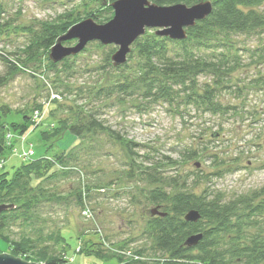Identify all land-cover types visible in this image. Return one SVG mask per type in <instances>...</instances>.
<instances>
[{"label":"trees","instance_id":"obj_1","mask_svg":"<svg viewBox=\"0 0 264 264\" xmlns=\"http://www.w3.org/2000/svg\"><path fill=\"white\" fill-rule=\"evenodd\" d=\"M93 8L86 9L83 15L70 12L59 14L53 19L38 21L34 26L16 25L2 22L0 9V36L8 38L11 33L26 36L22 47L15 56L0 54L9 71L0 76V86L8 77L19 72V65L33 67L44 59L47 69L65 65L79 53L86 51L87 45L77 54L53 62L49 58L50 48L75 23L92 18L96 23H105L113 16L111 3L115 0H94ZM160 6L185 4L191 6L209 1L212 10L194 26L186 28V37L172 40L156 35L155 29H146L131 45L126 61L114 66L111 55L113 47L105 57V64L115 71L129 67L127 61L136 58L135 69L131 76L122 75L106 86L89 89L83 95L91 103L81 104L72 112L70 119L48 117L41 130V139L49 148L63 139L72 136L78 144L61 149L50 157L25 159L13 173H0V239L6 244L8 253L28 262L41 264H64L67 261V243L60 234L50 235L49 239L62 244V249H50L42 242L41 235L31 237L22 232L17 238L11 237V228L18 225L26 228L33 226V215L45 204L59 203L63 200L55 188V181L72 173V163L76 161L82 141L87 135L105 133L109 139L118 143L127 153L131 177L138 175L147 185H156L145 194L147 201L155 206L159 214H151L144 233L152 241L153 253L146 255L142 249L106 253L102 241H88L78 252L92 255L113 264H264V187L247 194L225 199L215 191L205 189L200 194L187 192L185 180L180 175H166L167 168H175L176 160L149 163L145 165L139 154V144L121 131L106 125L98 117L99 101L118 96H136L144 102L164 101L169 105L181 104L200 112L224 114L226 107L218 102V92L230 80V75L242 67L244 56L264 59L262 48L244 51L235 46L233 37L239 34L264 29V0H149ZM75 40L63 42L73 45ZM93 42V41H92ZM96 41V47H102ZM112 45V44H110ZM37 66L34 67L35 71ZM33 73V72H31ZM210 75V82H200L199 77ZM97 103V104H94ZM41 113L42 106L37 104L28 111H12L0 106V168L3 156L12 150L13 141L22 137L43 122L33 117L34 111ZM16 138V139H17ZM13 140V141H12ZM31 149V148H30ZM186 158L197 157L193 151H186ZM168 188V189H166ZM78 201L82 203L81 193ZM194 209L200 214L196 222L186 221L185 214ZM153 210V209H152ZM151 210V211H152ZM201 234V239L192 246L186 244L188 237ZM86 241V240H85ZM117 249H123V245ZM2 251V250H1Z\"/></svg>","mask_w":264,"mask_h":264},{"label":"rangeland","instance_id":"obj_2","mask_svg":"<svg viewBox=\"0 0 264 264\" xmlns=\"http://www.w3.org/2000/svg\"><path fill=\"white\" fill-rule=\"evenodd\" d=\"M94 2L0 0L1 20L34 26L38 21L72 10L82 16L86 9L94 7ZM233 40L244 55V51L262 48L264 29L236 35ZM25 41L26 36L20 33H11L8 38L0 36V54L13 58ZM89 43L86 51L65 65H57L56 69H47L44 59L42 64L36 63L31 68L19 65V72L0 86V106L30 112L41 104L43 109L41 113L36 110L33 113L34 119L43 124L12 140L13 148L3 156L0 173H13L25 160L23 151L30 148L34 153L30 158L36 159L78 144L72 136H65L46 148L40 132L53 121L48 114L70 119L81 104L93 102H84L82 98L89 94V89L109 85L123 79L122 75L131 76L136 58L127 61L129 67L115 71L105 64L106 54L113 45L96 47V41ZM247 55L245 65L235 70L218 92V102L226 107L224 114L213 115L164 101L144 102L136 96L113 95L95 105L99 107L98 118L138 143L139 154L146 155L141 158L145 165L167 161L166 158L176 160L178 165L167 168L164 174H179V181L186 182L187 192L200 194L209 189L228 199L258 191L264 187V59L255 60ZM8 71L0 60V76ZM211 80L208 74L199 77L200 82L211 83ZM81 146L72 163V173L54 182L63 200L45 204L33 215L32 227L13 226L11 237L17 238L22 232L31 237L41 235L39 245L60 250L62 244L55 245L49 236H64L68 245L64 264H113L111 260L78 252L86 242L97 240L104 242L102 247L109 254L129 251L131 255L142 249L150 256L153 245L144 230L155 206L147 201L145 194L156 185H147L138 175L131 177L133 170L126 151L105 133L87 135ZM186 151L195 152L197 157L188 160ZM78 193L82 203L78 201ZM121 245L123 249H117ZM0 253H8L1 239Z\"/></svg>","mask_w":264,"mask_h":264},{"label":"water","instance_id":"obj_3","mask_svg":"<svg viewBox=\"0 0 264 264\" xmlns=\"http://www.w3.org/2000/svg\"><path fill=\"white\" fill-rule=\"evenodd\" d=\"M113 16L105 23H96L91 17L72 25L66 33L58 37L50 48L49 58L53 62L80 52L89 42L98 41L102 45H114L116 50L111 55L114 66L125 63L132 43L143 35L146 29H155L156 35L166 36L172 40L186 37V28L204 19L210 14L212 5L209 1L191 6L175 4L160 6L149 0H115L111 3ZM75 40L73 45L63 42ZM151 214L164 215L153 209ZM200 218L198 211L189 210L184 219L196 222ZM202 235L196 234L187 238L186 244L195 245ZM0 264H41L28 262L9 253H0Z\"/></svg>","mask_w":264,"mask_h":264},{"label":"built area","instance_id":"obj_4","mask_svg":"<svg viewBox=\"0 0 264 264\" xmlns=\"http://www.w3.org/2000/svg\"><path fill=\"white\" fill-rule=\"evenodd\" d=\"M33 154V150L32 149H30V151H23V158L24 159H27L28 157H30L31 155Z\"/></svg>","mask_w":264,"mask_h":264}]
</instances>
